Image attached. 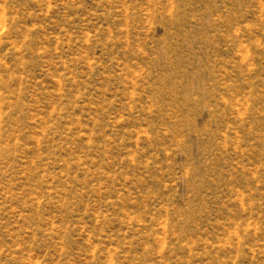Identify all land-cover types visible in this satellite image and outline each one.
<instances>
[{
  "label": "rangeland",
  "instance_id": "1",
  "mask_svg": "<svg viewBox=\"0 0 264 264\" xmlns=\"http://www.w3.org/2000/svg\"><path fill=\"white\" fill-rule=\"evenodd\" d=\"M0 264H264V0H0Z\"/></svg>",
  "mask_w": 264,
  "mask_h": 264
}]
</instances>
